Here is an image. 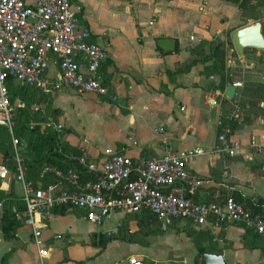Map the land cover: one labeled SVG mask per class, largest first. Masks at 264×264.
Masks as SVG:
<instances>
[{"label": "crops", "instance_id": "crops-1", "mask_svg": "<svg viewBox=\"0 0 264 264\" xmlns=\"http://www.w3.org/2000/svg\"><path fill=\"white\" fill-rule=\"evenodd\" d=\"M78 2L82 6L79 25L88 28L91 39L106 51L100 73L114 100L78 94L70 88L49 96L51 110H57V122L63 125L60 142L73 149L67 154L78 152L97 160L106 148H123L131 158L143 161L163 154L166 146L174 150L203 148L204 155L187 163L189 171L204 181L200 189L189 193L191 197L219 201L237 193L244 199L264 202V119L255 118L232 135V142L241 144L234 156L217 152V126L227 108L228 86L220 90L219 78L203 72L211 62H203L200 54L193 51L200 42L219 40L227 44L234 31L253 21L244 20L238 7L224 0ZM162 39L173 40V50L161 49L158 43ZM201 51L210 54L208 46ZM233 51L234 48L226 52V69L236 64L234 58L230 60ZM249 55L246 53L239 62L246 65ZM192 61L197 63L186 70ZM57 73V65L51 66L49 76L55 77ZM239 97L240 91L236 90L231 105L238 103ZM159 127L164 129L162 135L158 134ZM163 139L167 145L162 143ZM251 140L259 147H251ZM134 141L136 148L132 146ZM1 157L0 154V163ZM76 212L55 213L46 223L41 245L49 253L42 263L90 264V260L115 247L121 258L106 264H121L120 260L129 252L120 250L117 242L110 243L105 250L92 243L125 215L112 214L110 219L116 217L113 226L91 232L87 240L75 242L67 233L61 245V235L49 230L52 221L68 219L70 213ZM80 217L84 220L82 214ZM218 235L222 243H215L225 264H264L260 246H244L248 241L244 227L225 225ZM38 251L28 228H17L11 240L4 239L0 230V264H38Z\"/></svg>", "mask_w": 264, "mask_h": 264}, {"label": "built area", "instance_id": "built-area-1", "mask_svg": "<svg viewBox=\"0 0 264 264\" xmlns=\"http://www.w3.org/2000/svg\"><path fill=\"white\" fill-rule=\"evenodd\" d=\"M82 6L78 0H0V122L10 134L14 170L0 164V192L7 193L11 183L20 186L24 210L13 207L12 213L21 227L32 233L38 247V264L48 257V249L42 248L41 235L46 223L60 209L77 211L84 220L95 227H102L112 214H140L148 211L166 232L175 221L191 222L197 229H211L213 241L219 244L218 231L223 225L244 227L264 238V216L250 214L230 197L221 203L193 202L186 192L200 189L204 181L189 171L190 159L205 154L203 148L174 150L165 147L161 155L143 161H134L127 150L106 148L100 158L90 159L85 154L73 158L78 170L66 171L46 166L42 173L52 175L56 183L35 189L26 181V145L14 134L12 120L23 103L13 105L7 88L8 80L14 86L32 87L43 95H51L60 89L70 88L78 94H94L98 97L111 95L104 83L100 69L106 61L104 48L95 43L91 31L79 25ZM57 65L58 73L49 76L51 66ZM242 88L240 81L231 85ZM114 100V97H111ZM41 106L35 107L38 110ZM238 107L232 116L238 117ZM41 125L30 123L33 131ZM57 134L62 124L47 125ZM163 127L158 134L162 135ZM163 144L166 141L162 140ZM251 147H259L253 140ZM136 148L137 142H132ZM239 142L227 140L224 135L217 138L215 150L234 156ZM81 173L88 179L81 182ZM3 198L0 194V212ZM120 227L104 231L110 236ZM60 238L59 236L56 237ZM121 264H145L134 256Z\"/></svg>", "mask_w": 264, "mask_h": 264}, {"label": "trees", "instance_id": "trees-1", "mask_svg": "<svg viewBox=\"0 0 264 264\" xmlns=\"http://www.w3.org/2000/svg\"><path fill=\"white\" fill-rule=\"evenodd\" d=\"M235 4L241 16L244 20H252L257 22L260 19H264V16H257L254 14L256 10L264 7L263 0H224ZM254 3V5H252ZM254 15L253 19L248 15V12ZM261 33L264 38V25L261 27ZM205 46H208L210 51L209 55H205L201 51ZM229 49H233V45L230 39H228L227 44L215 40L210 43L200 42L197 44L195 50L197 54H200L201 60L203 62H211L210 65L205 67L203 72H206V75H216L219 78L220 90L227 85H231L236 81L238 73L235 69L228 68L226 69L227 60L226 52ZM254 52V50H245L246 53ZM264 54V51H261ZM236 53L233 51L232 58L236 59ZM197 62L192 61L186 65V70L191 66L195 65ZM106 83V82H104ZM8 91L10 93V101L13 105H16L17 101L23 103V107L17 109L12 120V129L14 134L20 139L22 143L26 145L25 147V159L27 165L26 171V181L31 182L32 186L35 189L39 187H46L50 184L57 182L55 178L50 174L42 173L44 167L54 166L57 169L66 171L69 168L79 169L76 165L73 158L80 156L78 152L68 155V150H73L70 145L62 144L60 138L64 135V131L57 134L52 131L40 132L39 127H35L33 131L28 129V126L31 122H41L48 121L49 116L51 120L57 122L58 114L57 110H51V101L49 99L50 95H43L38 90L32 87H18L14 86L11 83V80H8L7 84ZM112 95L107 96L108 99H112ZM227 108L224 113L221 114L218 126H217V138L221 135L227 140H230L232 135L243 125H248L255 118L264 119V84L262 83H251L248 82L244 84L240 90V97L238 103L231 105L232 100H225ZM40 104L44 107V111L35 110L34 105ZM262 105V106H261ZM238 107V117L232 116V112ZM49 115V116H48ZM0 154H1V163L7 167L10 171L14 170V161L12 158V146L10 141V134L7 128L3 125H0ZM133 159V158H132ZM138 162L139 159H133ZM88 179L85 173H81V182L84 183ZM19 188V187H18ZM194 193L191 191L186 192L187 198L191 199L193 202H204V203H221L222 200L217 201H198L191 197V194ZM3 198V207L0 212V230L3 234L4 239L11 240L14 237L15 231L17 228L21 227V223L17 222L12 213L13 207H16L18 210H24V203L22 200L21 189L17 190L16 185L11 183V188L7 193L0 192ZM232 198L235 202L240 204L243 209L250 214L254 215L261 213L264 216V202L259 199H244L237 193H230L228 196ZM57 215L65 213L64 209L57 210L55 212ZM125 215L120 220V227L115 234L110 236L99 234L97 240L92 243L93 246L105 250V248L112 242H131L132 233H128V219ZM136 221L139 222V225L146 226V232L142 233L143 236H149L154 234H163L160 224L157 222L156 218L151 215L148 211H142L140 214L130 215ZM179 221H175L170 229L175 226ZM183 223V222H180ZM185 223H190L192 228V233H189V237L192 239L193 246L196 250V256L194 258L193 264H199V258L201 254H212L220 255L221 252L218 249V244L213 241L211 231L207 228L197 229L191 222L185 221ZM155 224L157 229H152L151 226ZM225 226V225H223ZM221 230V229H220ZM182 231V230H181ZM247 231V240L245 241V247H257L260 246L264 252V238L259 236L257 233L250 230ZM184 232V231H182ZM220 232V231H219ZM129 237V238H127ZM208 244L205 246V244Z\"/></svg>", "mask_w": 264, "mask_h": 264}, {"label": "rangeland", "instance_id": "rangeland-1", "mask_svg": "<svg viewBox=\"0 0 264 264\" xmlns=\"http://www.w3.org/2000/svg\"><path fill=\"white\" fill-rule=\"evenodd\" d=\"M252 5H254V3ZM257 12H259V15L264 16V7L256 10V13L254 14L255 16H257ZM248 15L253 19L255 18L254 15L250 14V11L248 12ZM260 21L263 22L264 25V19H260L259 22ZM234 52L237 56L235 59L236 64L233 66V69H235L238 73L236 81H240L242 83V87L248 82L264 84V54L260 53L258 56H255L256 53H259V51L254 50V52H250L248 58L249 62L245 65L239 62V60L244 56H239L235 49ZM254 63L257 65L254 66ZM39 106L40 104L34 105V108ZM42 109L44 111V107L39 108V110ZM51 117L52 116H49V120L46 122L41 121L31 123L41 125L46 131L51 133L53 130L47 125L58 123L54 120H51ZM69 215L71 217L68 219L64 218L61 220H53L49 228V230H51L53 233L61 235V239L59 240L61 245L63 244L67 233H71V238L75 242L87 240L91 232H98L108 229V227L113 226V221L116 219V217L113 215L108 224H105L103 227L94 228L91 223L85 222L81 219L80 212H76L75 215L70 213ZM73 216H75V218H73ZM126 218L129 222L127 226L128 233H132V241L116 243L119 245L118 247L120 250H123V252L124 250H127L129 252L125 258L120 260V263L131 256L141 259L145 264L194 263L193 261L197 253L193 246L192 239L188 236L189 233H192L190 223L179 222L163 234L143 236L142 233L146 232V226L139 225V222L130 215H127ZM151 228L157 229V226L153 224ZM87 251L88 249L86 248V252ZM117 258L120 259L121 255L119 250L114 247L107 249V251L102 253V255H100L97 259L90 260V264H106Z\"/></svg>", "mask_w": 264, "mask_h": 264}, {"label": "water", "instance_id": "water-1", "mask_svg": "<svg viewBox=\"0 0 264 264\" xmlns=\"http://www.w3.org/2000/svg\"><path fill=\"white\" fill-rule=\"evenodd\" d=\"M261 23L253 22L250 25L242 27L231 34V41L235 51L241 57L245 55V50L264 51V38L261 33ZM159 47L163 50H173L174 41L162 39L159 41ZM235 89L228 86L225 90V97L229 100L233 98ZM0 125L4 123L0 122ZM199 264H225L221 255L201 254Z\"/></svg>", "mask_w": 264, "mask_h": 264}]
</instances>
